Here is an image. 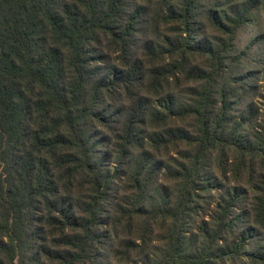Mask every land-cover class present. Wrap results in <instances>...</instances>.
<instances>
[{"label": "trees", "instance_id": "obj_1", "mask_svg": "<svg viewBox=\"0 0 264 264\" xmlns=\"http://www.w3.org/2000/svg\"><path fill=\"white\" fill-rule=\"evenodd\" d=\"M262 81L264 0H0V264H264Z\"/></svg>", "mask_w": 264, "mask_h": 264}, {"label": "rangeland", "instance_id": "obj_2", "mask_svg": "<svg viewBox=\"0 0 264 264\" xmlns=\"http://www.w3.org/2000/svg\"><path fill=\"white\" fill-rule=\"evenodd\" d=\"M249 35H250V30L240 33L239 35L240 44H243V42L248 38ZM262 82L264 84V81Z\"/></svg>", "mask_w": 264, "mask_h": 264}]
</instances>
